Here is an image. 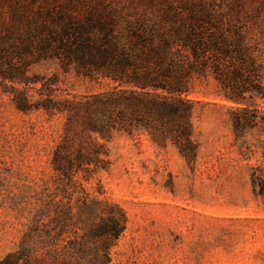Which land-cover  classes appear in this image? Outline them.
<instances>
[{
  "label": "trees",
  "instance_id": "16d2710c",
  "mask_svg": "<svg viewBox=\"0 0 264 264\" xmlns=\"http://www.w3.org/2000/svg\"><path fill=\"white\" fill-rule=\"evenodd\" d=\"M259 27L264 0H0V82L40 84L37 99L25 87L4 91L19 112L64 117L50 161L53 186L68 202L76 200L74 213L54 204L52 226L45 208L38 209L18 250L0 264H51L50 246L68 233L71 220L82 235L67 243L62 263L90 253L109 264L126 218L117 204L98 199L99 181L97 196L84 183L108 170L107 144L118 134H145L193 164L198 146L187 95L195 80L212 78L217 96L234 106L230 124L234 145L242 148L245 131L264 123L255 104L264 100ZM46 65L56 72L31 74ZM60 74L107 89L57 94ZM250 184L264 197V174L253 171Z\"/></svg>",
  "mask_w": 264,
  "mask_h": 264
},
{
  "label": "rangeland",
  "instance_id": "374dc122",
  "mask_svg": "<svg viewBox=\"0 0 264 264\" xmlns=\"http://www.w3.org/2000/svg\"><path fill=\"white\" fill-rule=\"evenodd\" d=\"M262 28V29H261ZM255 29L264 38V28ZM55 65L34 67L31 74L50 76ZM264 86V73L261 75ZM60 90L74 95L100 92L107 85L59 75ZM28 89L38 98L40 84L0 82V262L15 253L34 214L44 207L52 226L55 203L75 212L53 186L51 156L61 135L62 115L16 110L4 90ZM6 88V89H5ZM193 103L192 139L198 146L193 164L175 148H160L147 135H116L107 144L110 166L84 183L96 195L97 181L107 199L123 211L126 224L110 250L109 264H264V197L255 195L250 175L264 174V123L245 131L242 148L234 145L232 104L217 96L212 78L195 80L187 95ZM264 122V100L256 99ZM67 234L51 245L54 260L64 264L68 242L82 231L71 220ZM70 264H98L90 253ZM21 264V261H19Z\"/></svg>",
  "mask_w": 264,
  "mask_h": 264
}]
</instances>
